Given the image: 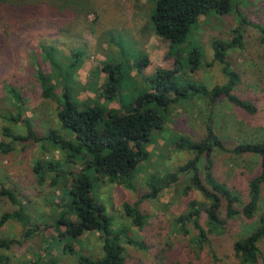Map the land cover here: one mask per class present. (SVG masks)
<instances>
[{"label":"rangeland","instance_id":"374dc122","mask_svg":"<svg viewBox=\"0 0 264 264\" xmlns=\"http://www.w3.org/2000/svg\"><path fill=\"white\" fill-rule=\"evenodd\" d=\"M155 1L89 0L88 6L95 13L85 16L88 6L81 0L75 2L78 6L71 9L73 16L66 14L62 18L58 17L54 24L50 20V28L45 26L43 21L46 20L38 22L31 30L28 42L22 45L19 57L10 55L7 62L0 63V126L7 124L20 133L25 131L23 122L28 120L33 123L39 134L59 126L55 104L42 98L36 86V65L40 62L43 67L46 66L38 46L42 38L47 43L56 44L52 49L54 55L59 60L66 61L65 63L73 62L79 80L86 84L85 90L82 91L77 78L72 76L69 79L70 84L74 86L73 101L79 106L84 99L92 98L90 102H99L106 108L110 102H115V107L108 108L109 113L111 110L119 111L121 104L127 108L134 97L150 90L151 84L147 78L158 68L176 69L175 80L178 83L193 80L208 88L225 83L227 77L221 70V64L212 61L214 50L211 42L217 36L223 41L232 37V29L237 25L234 12L220 17L212 9L209 16H200L190 26L183 41L170 42L155 33L151 18ZM233 6H238L253 23L264 26V0H234ZM244 37V50L232 51L231 55L235 58L241 74L238 93L253 102L256 107L254 114L241 111L226 99L213 104L203 95L180 99L167 110L161 107L158 109L161 110L164 123L160 131L153 132V139L146 146L147 158L134 170V190L110 183L96 172L92 174L94 194L105 204L112 217L113 227L124 232L120 242L128 264H152L155 250L167 244L176 255L194 263L210 261L212 253L224 259L231 252L232 241L250 230L258 221L259 213L264 208V186L259 209L252 219L238 217L230 220L222 236L215 238L214 235L208 234L202 240H197V231L191 224L187 225L188 235H184L173 222L176 216L185 212L190 200H206L195 186L185 193L190 175L180 174L176 182L161 189L155 198H142V195L149 191L150 175L164 178L191 156L187 150L175 144L174 136L181 133L191 139L201 138L205 132L204 123L209 116L215 130L229 144L264 139V46L259 41V32L252 26L248 25ZM195 47L200 49L201 57L199 66L193 70L190 53ZM144 58L148 59V64L140 67L139 64ZM107 64L120 67L122 103L99 96L100 90L96 89L107 78L106 71L102 70ZM56 74L57 76H52L53 86H56L55 82H59L61 77L60 71L57 70ZM62 81L68 84L67 79ZM4 83L23 86L25 90L27 105L17 122L7 120L16 113L10 103V96L2 86ZM58 92L61 94L59 87ZM105 117L108 118V114ZM61 132L68 133L65 129H61ZM2 138L4 137L0 132V139ZM41 145L20 144L14 151L0 154V180L14 189L32 223L36 224V228H30L34 229L30 236L6 253L11 259V264H22L26 259H47L48 253L55 256L56 264H80L78 253L89 256L100 253V233H84L81 238L83 245L73 242L75 252H64L62 247L67 240L61 245L51 243L54 231L47 224L56 218L54 202L61 200L64 196V185L70 183V174L67 171H78L82 167V161L78 158L72 162L65 161V150L60 149L61 153L58 149H43ZM62 156V175L58 178V183L52 186L47 178L42 185L38 184L32 170L34 159ZM214 159V173L236 185L244 200L247 194V175L257 171L259 158L254 155L240 156L220 151L215 152ZM136 201L148 217L142 227L133 224L122 209L124 202ZM12 209H15V206L6 200L0 203V212ZM23 232V226L16 220H10L0 227V235L4 237L20 239ZM259 246L263 262L264 239Z\"/></svg>","mask_w":264,"mask_h":264},{"label":"trees","instance_id":"16d2710c","mask_svg":"<svg viewBox=\"0 0 264 264\" xmlns=\"http://www.w3.org/2000/svg\"><path fill=\"white\" fill-rule=\"evenodd\" d=\"M80 1L0 0V63L7 62L10 55L19 57L20 49H23L22 45L28 42L31 30L38 22L44 19L45 26L50 28V20L54 24L58 17L62 18L66 14L73 16L70 11L74 6H78L75 2ZM84 1L88 6L89 0ZM233 1L156 0L151 15L158 37L170 42H180L187 36L190 26L200 16H209L212 9L220 17L234 12L237 16V25L232 29V37L223 41L217 36L211 42L214 50L212 61L221 64V70L227 77L225 83L211 88L193 80L178 83L175 80L176 69L158 68L148 78L146 77L151 84L150 90L134 97L127 108L121 104L119 111L111 110L110 113L101 103L90 102L92 98L84 99L80 106L73 101L74 86L70 84L69 79L72 76L77 78L79 82L76 81L82 91L85 90L86 85L79 80L74 63H65L66 61L59 60L54 55L52 49L56 44L47 43L44 38L41 39L43 42L38 44L46 66L37 63L36 86L42 98L55 104L59 126L39 134L33 123L28 120L23 122L25 131L20 133L3 124L0 126V132L4 137L0 139V154L14 151L20 144L29 146L41 143L43 149H58L60 152V149L65 150V161L72 162L77 158L82 161V167L78 171H67L70 174V183L64 185V196L61 200L54 202L56 218L47 224L54 231L51 243L61 245L67 240L63 243L64 252H75L72 243H83L81 238L84 233H100L102 237L100 253L92 256L78 253L80 264H128L124 247L120 242L124 232L113 227L112 217L107 212L105 204L93 192L91 176L96 172L110 183L134 190V170L147 158L146 146L152 141L153 132L160 131L164 123L161 110H158L160 107L167 110L180 99H192L203 95L211 104L226 99L245 113L256 112L253 102L238 93L241 74L231 52L244 50V32L248 25L257 29L259 41L264 46V26L247 19L238 6H233ZM94 13L88 6L84 15ZM200 57L201 51L195 47L190 53L193 70L199 66ZM142 61L140 67L148 64L147 58ZM57 70L60 71L61 77L59 82H55L56 86H53L52 76H57ZM102 70L106 71L107 78L96 88L97 91L100 90L99 96L122 103L119 65L107 64ZM63 79H67L68 84L63 83ZM2 86L10 96V103L16 113L7 120L17 122L26 109L25 90L23 86L19 87L12 83H4ZM58 87L61 94L58 92ZM107 114L108 118L105 117ZM204 127V135L199 139H191L181 133L174 136L175 144L187 150L191 156L185 163L177 166L175 171L167 173L164 178L150 175L149 191L142 195V198H155L161 189L176 182L180 174L190 175L185 193L195 186L206 200H190L185 212L176 216L173 222L184 235H188L187 225L191 224L197 231V240L205 239L208 234L214 235L215 238L222 236L229 221L235 218L252 219L259 209L264 186V139L229 144L215 130L210 116L207 117ZM61 129L67 130L68 133L62 134ZM220 151L240 156L254 155L259 158L257 171L247 175V194L244 200L236 185L217 176L213 171L214 154ZM62 159L63 156L34 159L32 170L37 183L42 185L48 178L50 185L55 186L62 175ZM5 200L15 206V209L0 212V227L10 220H16L24 228L23 237L20 239L0 235V264H11L6 252L30 236L34 232V229L30 228H36V224L32 223L14 189L0 180V203ZM122 209L138 227L144 226L148 219L138 206V201L124 202ZM263 239L264 208L259 213L256 224L232 241L231 252L226 258H218L211 252L210 261L194 263L176 255L167 244L155 250L152 264H264L259 246ZM48 255L47 259H26L22 264H56L55 256L51 253Z\"/></svg>","mask_w":264,"mask_h":264},{"label":"crops","instance_id":"0c3cea01","mask_svg":"<svg viewBox=\"0 0 264 264\" xmlns=\"http://www.w3.org/2000/svg\"><path fill=\"white\" fill-rule=\"evenodd\" d=\"M115 104H116L115 102H110V103L108 104V105H109L108 108H110V107H115Z\"/></svg>","mask_w":264,"mask_h":264}]
</instances>
